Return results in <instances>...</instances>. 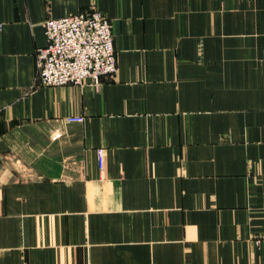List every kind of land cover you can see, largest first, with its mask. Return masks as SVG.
<instances>
[{
	"label": "crops",
	"instance_id": "1",
	"mask_svg": "<svg viewBox=\"0 0 264 264\" xmlns=\"http://www.w3.org/2000/svg\"><path fill=\"white\" fill-rule=\"evenodd\" d=\"M92 7L115 76L38 84ZM263 230L264 0H0V264H264Z\"/></svg>",
	"mask_w": 264,
	"mask_h": 264
},
{
	"label": "built area",
	"instance_id": "2",
	"mask_svg": "<svg viewBox=\"0 0 264 264\" xmlns=\"http://www.w3.org/2000/svg\"><path fill=\"white\" fill-rule=\"evenodd\" d=\"M47 45L37 51L38 84L81 85L88 80L100 86L102 78L115 76L118 70L112 24L96 8L44 23ZM84 116H70L69 121L83 122ZM98 161L104 167L105 149L98 148ZM264 239V230L257 243Z\"/></svg>",
	"mask_w": 264,
	"mask_h": 264
}]
</instances>
